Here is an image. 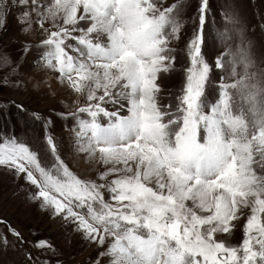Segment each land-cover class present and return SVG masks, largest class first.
Instances as JSON below:
<instances>
[{
  "label": "snow or ice",
  "instance_id": "obj_1",
  "mask_svg": "<svg viewBox=\"0 0 264 264\" xmlns=\"http://www.w3.org/2000/svg\"><path fill=\"white\" fill-rule=\"evenodd\" d=\"M11 4L23 9L25 31L35 24L43 34L36 47L44 67L85 97L71 113L75 147L111 165L97 183L70 169L51 135L44 155L0 137V167L23 176L30 198L91 243L103 247L111 238L99 253L109 264H264V70H254L250 42L229 44L235 15L223 13L214 44L225 51L210 63L203 51L209 0H200L178 94L164 95L158 81L176 71L183 0L168 7L162 0ZM8 10L9 0H0V27ZM0 69L10 70L0 75L3 84L18 71L8 57H0ZM241 219L240 244L218 238L230 237ZM7 245L0 234V247ZM33 246L52 250L47 241ZM26 258L36 264L31 253Z\"/></svg>",
  "mask_w": 264,
  "mask_h": 264
},
{
  "label": "rangeland",
  "instance_id": "obj_2",
  "mask_svg": "<svg viewBox=\"0 0 264 264\" xmlns=\"http://www.w3.org/2000/svg\"><path fill=\"white\" fill-rule=\"evenodd\" d=\"M178 0H162L168 7ZM200 0H183L180 19L184 22L181 39L173 43L176 48V71L162 74L158 83L163 94H178L182 82V68L187 63L184 48L188 38L197 27ZM210 11L205 26L206 42L203 51L211 63L215 56L225 51V46L215 42L217 30L225 28L223 13H233L237 19L235 26L228 24L232 32L229 44L235 48L241 39L250 42L254 70H264V0H209ZM23 9L13 7L9 0V10L3 26L0 27V57L10 58L18 67L9 77V83L0 81V137L15 136L32 150L41 155L47 152L46 137L51 135L59 155L70 169L82 179L100 181L98 176L111 165L105 166L99 157L89 158L75 147V118L71 113L85 103V97L74 94L66 83H61L57 74L49 71L38 58L41 51L36 47L44 38L33 24L25 31L21 23ZM33 20L36 19L33 15ZM47 26V25H46ZM30 48V51L25 49ZM9 69H0V75H8ZM219 73L213 71V83ZM167 103V100L163 101ZM109 110H114L109 106ZM40 119H36L35 115ZM124 114V113H121ZM114 177H109V180ZM33 187L23 176L0 167V234L7 236V247H0V264H32L26 254L31 253L36 264L48 260L50 264H109V257H99L106 251L111 238L103 247L84 239L75 231V225L54 216L50 209L41 207L40 200L31 199ZM106 198H107V192ZM245 220L237 222L233 234L218 238L228 244L238 245L243 238ZM9 226L17 230L24 243L13 237ZM47 241L52 250L41 252L33 245Z\"/></svg>",
  "mask_w": 264,
  "mask_h": 264
},
{
  "label": "bare ground",
  "instance_id": "obj_3",
  "mask_svg": "<svg viewBox=\"0 0 264 264\" xmlns=\"http://www.w3.org/2000/svg\"><path fill=\"white\" fill-rule=\"evenodd\" d=\"M78 132H79V131H78ZM78 132H76V135H75V136H77V133H78Z\"/></svg>",
  "mask_w": 264,
  "mask_h": 264
}]
</instances>
